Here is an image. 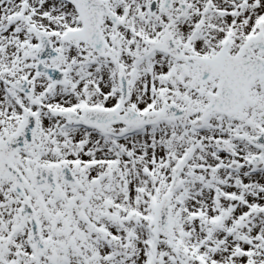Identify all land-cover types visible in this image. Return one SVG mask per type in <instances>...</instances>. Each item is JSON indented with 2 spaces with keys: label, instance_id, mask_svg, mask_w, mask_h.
Returning a JSON list of instances; mask_svg holds the SVG:
<instances>
[{
  "label": "snow or ice",
  "instance_id": "1",
  "mask_svg": "<svg viewBox=\"0 0 264 264\" xmlns=\"http://www.w3.org/2000/svg\"><path fill=\"white\" fill-rule=\"evenodd\" d=\"M0 264H264V0H0Z\"/></svg>",
  "mask_w": 264,
  "mask_h": 264
}]
</instances>
